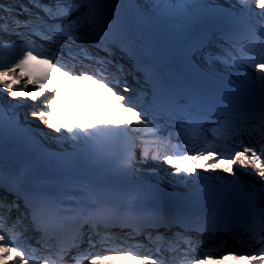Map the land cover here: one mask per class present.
Instances as JSON below:
<instances>
[{
    "label": "snow or ice",
    "instance_id": "snow-or-ice-1",
    "mask_svg": "<svg viewBox=\"0 0 264 264\" xmlns=\"http://www.w3.org/2000/svg\"><path fill=\"white\" fill-rule=\"evenodd\" d=\"M106 2L107 0H50L49 3H42V0H31L32 6L40 9L47 20L37 15L26 20H19L14 17L11 21L14 29L29 27L33 31L38 29L41 38L46 43H56V35L69 41L64 45V50L72 60L82 56L84 60L94 61L95 64L101 66L91 73L81 70L80 75L74 78L83 79L86 75L90 78L99 76L97 83L107 81L105 83L106 87L112 84L111 87H108V91L115 98L114 106L136 117L135 121L122 120L115 122V124L111 121H102L98 125H73L63 134L71 136L74 140L85 142H90L101 134L108 135L117 141H123V154L117 166V171L124 175L136 171L135 165L138 161L135 152L137 148H140V161L151 159L156 162H164L174 167L175 174H181V178L184 174L190 177L198 169L211 171L221 169L223 172L234 176L235 167H241L246 174L252 175L260 181L261 187L256 189L252 186L250 189H245L237 186L235 181L233 182V186L222 194V198L231 199L237 193H241L243 195L242 208L245 216L240 224L225 223L224 227L229 231L243 228L250 234L257 235L259 241L264 243V144L259 150L255 147H245L243 151H237L234 155L219 153L215 150L199 151L191 154L192 149L186 147L182 149L180 145H172L170 153L162 154L158 150L151 151L149 142L145 141L142 136L137 137L135 134H145V130H147L154 137L151 141L153 145L166 143L165 139L159 136L161 129L156 127L155 124L158 117L149 114L153 110L144 108L137 103L140 98L139 93L136 97H133L131 95L125 96L116 91V88L120 87L121 81L119 77L112 81L103 75L107 70L103 66L109 63L105 58L93 56L83 46L73 47L74 45L83 44L84 37L80 35L79 30L85 27L88 32L96 36L97 43L95 46L100 47L103 51L108 50L110 36L120 35L122 39L124 38L123 26L112 19L105 10L104 5ZM148 4L149 8L154 7L156 9L165 6L178 7L184 10L192 8L208 9L211 7L206 0H168L167 5H165L164 0H148ZM237 5L240 8L238 17L233 18L230 12L219 14L239 26L243 37L241 40L235 38L231 33H225L224 40L226 44H229V49L223 53V57L229 66L236 67L237 70L251 67L257 73L255 79L260 92L259 104L254 111L244 113V117L245 122L249 119L257 121L261 140L264 141V0H237ZM253 5L260 10L255 12V16L258 18L255 21L252 19L255 11ZM21 7L23 8V6ZM2 10L4 12L10 11L8 8ZM75 13L79 14L74 15ZM69 17L72 18L67 19V23H48V21H63ZM0 21H4L0 23V31L7 32L9 23L5 17H0ZM257 23L259 24L258 29L255 26ZM10 34L19 33L13 31ZM5 51H8L11 55L5 57L3 55ZM74 71V68H68L67 64L60 63L55 54L49 56L42 51H37L32 43H26L22 48H11L0 43V91H4L13 100L21 97L30 98L31 101L35 102L44 94L45 84L55 85L62 75H71ZM116 71L120 72L122 69L117 68ZM157 84L158 91L163 95L166 92L164 83L157 81ZM29 85L32 86L31 90H28ZM123 90L124 92L131 91L126 83ZM19 103L17 101L13 108L17 107ZM50 107L51 100H45L43 103L44 110L33 111L31 115L57 132H61V127L53 124L50 119ZM138 108L140 111H137ZM208 114L207 112L196 113L195 109H190L181 114V119L189 125L192 134L195 136L198 134L200 126L199 116ZM15 117L16 112L14 110L9 114L0 106V143L3 142L6 126H16ZM159 119H162V117H159ZM232 123L234 122H229L227 130L236 135L241 134V129L232 127ZM137 139L141 141L139 144ZM167 142H170V137ZM185 160H190L192 163L182 169L179 163ZM249 166L252 171H249ZM27 176L26 171L10 174L7 177L9 186L5 188L6 178L3 169L0 168V189L15 194L20 190ZM84 195L87 196L89 201L86 205L82 201L63 200L47 192L27 191L23 194L25 206L29 209L33 230L40 233L37 243L43 242L42 246L49 247L48 242L55 239V247H57L55 257L58 260H64L73 249H79L85 242H87L89 249L95 248L97 243H100L105 245L104 251L130 256L139 245H130L127 248L122 245L107 247L106 245L109 243H114L111 232L108 231L109 229L112 227L130 228L129 238H132L133 234L139 235L141 229L167 227L171 226L174 221L184 219L180 216L159 213L147 207L138 208L139 197L123 206L121 212L101 200L100 195L94 189L85 191ZM19 198L18 195L17 199ZM14 207L17 210L19 209L16 201L6 203L5 199H0V264H49L52 261V256L37 258L34 255L35 249H32L31 246L28 248L21 244L13 246V243L21 234H14L10 237L4 233L3 224L6 219L4 210L10 213ZM18 224H22L19 217L13 222V228ZM69 225L71 226V234L66 236ZM85 228H88L87 232L84 231ZM101 229H104V231H101ZM93 236L99 237V241L94 240ZM147 238L151 244L156 245V251L160 255L141 254L137 251L134 258L139 260L140 264H170L169 259L164 257L163 252L174 253L179 249L181 243L186 245L189 250H195L191 238L183 235L178 234L176 238L166 240L159 233L153 237L151 232H148ZM260 252V256L251 255L244 257V259L247 260L248 264H264V248L260 249ZM88 254L93 256L88 264H97L99 259L102 258L100 252H89ZM231 254L230 251L229 255ZM81 258L82 254L79 252L72 256L74 264H78ZM183 258L193 259L194 264H205L206 260L212 259V255L206 251L204 259H197L188 257L187 252H185ZM52 264H55V261H52ZM177 264H183V259L177 261Z\"/></svg>",
    "mask_w": 264,
    "mask_h": 264
},
{
    "label": "rangeland",
    "instance_id": "rangeland-1",
    "mask_svg": "<svg viewBox=\"0 0 264 264\" xmlns=\"http://www.w3.org/2000/svg\"><path fill=\"white\" fill-rule=\"evenodd\" d=\"M49 2L50 0H42V3H49ZM164 2L165 5H167L168 0H164ZM206 2L211 6L210 8H212L214 13L217 14L215 15V17H212L214 18V20H212L213 23L217 20H220L221 23L218 25H221V27L219 28L218 26H215L214 28L208 31L202 32L198 37V39L193 41L186 55L183 58L187 57V59L185 60L186 64L187 63L191 64V62L197 61V63L200 64L201 68H208L210 71L214 70V76L210 75L209 73H205V74H207L210 79L214 80L211 82V85H213L215 88L220 90V92L223 90H227L230 93H234L235 96L244 97L243 93H246L249 87L246 86V83H249L250 81L254 80L255 76H253L250 73H247L245 69L237 70L236 67L229 66V64L224 60L223 57V53L227 52L229 49V44H226L224 40L225 33H231L235 38L242 40L243 37L241 35V30L239 26L235 25L232 21L226 19L222 15H219L221 12H225V13L230 12L232 16V14L235 12V10L238 7L237 0H230V1L206 0ZM21 6H23V8ZM4 8H8L14 15L13 17H17L19 20H26L32 16H37V15L44 17V19L47 20V17L44 16V13L40 9H37L32 6L31 0H0V17H6L7 15L10 14V11L4 12L2 10ZM107 9H113L118 13L119 16L112 15L111 18L118 22L122 20L123 24L125 25V28H123L124 38L122 39L120 35H117L116 40L118 41V45L116 46L115 51L112 53L111 61L110 58H108L107 53H103V51L100 52L97 56L103 57L109 62L110 66L106 68L107 70L103 73V75L107 77L108 80H112V79L115 80L117 77H119L121 84L120 87L116 88V91L125 96H128L126 92H124L123 90L125 83L131 89H136V88L143 89L146 87L143 84L139 85L134 82V80L140 78L142 74L149 75L148 78L152 79L154 82L160 80L163 73L167 71V68L165 67V64L158 62L159 61L158 54L163 53L164 48L170 49L172 46H178L175 43H177L178 40L185 38L186 33L192 26L196 16L203 17V15L208 13L207 11L209 10V8L208 9L192 8L189 10H184L178 7L172 8L167 6L161 7L159 9H156L154 7L149 8L148 0H113V5L107 7ZM169 12L173 13L172 19L174 23L169 24L167 28L157 27V24L152 20L153 18H155L154 16H156L158 13H162L166 15ZM78 14L79 13H75L74 15H78ZM236 14L240 15V12H237ZM238 15L236 17H238ZM71 18L72 17L66 18L63 21L58 20V21H48V22L50 24L61 23L64 21L65 23H67V19H71ZM252 19L254 21L258 19L255 16V12ZM11 21H12L11 18L7 19V22L9 23V29L14 30L13 26L11 25ZM3 22L4 21H0V23ZM158 23H160V19ZM228 25H232L233 27L224 28ZM255 26L257 27V29L259 28V25H255ZM28 30L33 31L31 27L19 28L18 31L20 33V36L18 37H11L7 35V32L0 31V43L6 44L11 48H22L26 43H32L35 49L41 48L42 45L38 41L40 39L39 30L36 29L38 30V33L35 32L33 34H27L26 31ZM79 32L80 35L84 37V41L82 45H75V46L87 47L88 44L86 40L89 38H87L84 33L85 32L90 33V32L87 31L86 27L81 28ZM66 43H69V41L62 39L61 42H59L58 40L56 43H52L51 45H45V49H50L58 57L59 62L63 64H67L68 67V65L70 63H73L74 61L70 58L69 54L66 51L61 49V47ZM237 46L239 47V45ZM58 49L60 51H57ZM3 55L5 57H9L11 54L8 51H5ZM196 56H199V58L195 59ZM82 63H84V65L81 66H91V68H93V70H91L90 72L94 71L98 67H101L95 64L94 61H91L89 63L88 61L83 59ZM176 63L179 64V58L176 59ZM188 64L185 67L187 68L188 74L191 75L189 73V71H191V68L188 66ZM117 68L122 69V71L117 72L116 71ZM197 71L200 74V70L197 69ZM77 73L79 75L81 71L73 72L71 75L66 74L62 78L60 77L58 80L60 86L55 91L51 89L49 90L48 84H45L44 87L46 89L44 91V94L40 98H38L35 102L31 101L30 98L17 97L16 100L19 101L20 103L15 110L13 108L14 103H12L13 99L7 96L4 91H0V106H2L4 110L9 114L13 110L16 112V117H15L16 126H6L3 136V142L0 143V168L3 169L5 176L6 174L8 175V173L12 174L18 171L24 172L26 165L29 164V163L27 164L28 161L26 160L24 153L27 152L26 151L27 149L37 146L38 149L36 153L41 150L43 152H47L49 155L52 154V156L55 157V159L52 161L48 160V162H44L43 159L39 161H35L32 163V165L34 166H40L43 169L51 172L62 173L63 175L71 177L73 179L76 178L79 182L86 184L88 190L90 189L91 184H93L94 188L101 189L108 187L110 185L108 183L111 181L115 183L118 182V178H117L118 175H116L117 166H118L117 158L114 155V153H112L110 157H108V152H106L104 150V146L101 145V142L104 139L103 134L100 135L101 139L99 141L95 139L96 142L94 140L90 142H85L81 140H74L71 138V136H65L63 133H66L69 128L73 127V125L76 126L87 125L79 118V115L83 117L82 111L80 109V103H86L88 101H92L93 100L92 97H94L95 101L97 102L100 122L111 121L113 122V124H115V122L121 120L135 121L136 117L135 115L122 111L120 108L114 106L115 98L108 91V87H111L112 84H109L108 87H106L105 83L107 81L102 83H97V80L100 78L99 76H95V77L92 76L90 78L87 75L83 79H80V81L78 82L77 81L74 83L71 82L69 80V77L67 76H72V75L76 76L74 74ZM134 73L136 74L134 75ZM231 78H235V79L232 80ZM239 80H241L242 84H238ZM221 81L230 82V84L228 83V85H231L233 87H227V86L225 87L223 85H220ZM92 82H96V84H93ZM186 82H187V78L184 81V83ZM77 86H80L82 88L84 92L83 98L77 100L74 97V94H71V96L68 97L70 101H68V104H66L65 107H63V109L58 114L55 109V102L58 103L59 99L60 101L64 100L61 91L66 92L74 88L79 89ZM31 89L32 86L29 85L28 90ZM89 91L92 92L89 93ZM177 92L183 93L185 95L188 94L202 95V93L209 95L210 93L209 90H207L204 87L201 88L199 85L190 88V90H186V89L182 90L178 88ZM100 93H102L101 95H103L108 100L106 106L107 109L103 111L105 112V114H103L101 109V103L103 100L96 98L98 95H100ZM4 98L5 100H7L6 102H3L2 99ZM45 100H51L50 119L53 124L61 127L62 129L61 132H57L55 129L49 127V125L42 123L41 121L34 122L36 118L32 117L31 113L33 111L44 110L43 103ZM137 103L141 104L140 100H138ZM24 110L25 112L22 115V112ZM71 111H73L75 114H73ZM137 111H140V109L138 108ZM58 115H60L59 118ZM85 120L90 125H96L89 118H85ZM26 123H28V130L30 129V131L25 146L23 149H21V140L24 134ZM248 125L251 126V130L247 129ZM236 127H239L241 129V134L235 135V137L232 138L235 139L234 141L230 140V142H232L233 145L231 149L233 150L234 154L237 151H243L245 147H255L257 150H259L262 144H264V141H262L260 137V131L258 132L259 137L257 135V131L259 130V128L257 126V121L255 119H251V121L248 122L247 124L237 121ZM16 129H18V131ZM73 131H75V129H73ZM60 133H62L61 138L58 137ZM7 135L9 136L8 138ZM135 135L137 137L142 136V138L145 141H148L151 151L158 150L162 154L167 153L168 149L174 143H176V145L178 144L181 146V143H179L177 140L170 139V142H167L171 134L169 132H163L162 130L159 132V136L161 138H164L166 143L159 145H153L151 143L154 137L150 133H148L147 130H145V134L136 133ZM105 136L110 137L108 135ZM7 139L9 142H11L9 143L11 146H7L6 144ZM140 142H141L140 139H137V143L139 144ZM89 146H91L92 147L91 149H93L94 151L93 154L95 155V160H93V162H95L96 168L87 166L86 169L84 168L72 169L75 172V174L69 176L67 174V172H69V169L67 168L65 162H68V160L72 156L74 159H76L78 155H81L83 153L82 149L83 148L87 149ZM135 155L138 162L135 165L136 171L132 173L134 174V177H130V176H126V177L132 179V181H134L137 185L138 183L139 184L141 183L143 185V187L140 188V192H142L143 195L145 194V191H148L153 186L156 192V194L152 195L153 198L150 197L152 199H147V200L144 199L143 195L138 194L140 201L139 204L137 205L138 208L147 207L155 211L156 209H159V207L167 206L165 209L167 210L166 213L170 212L178 215H185L188 216L190 219L202 215L201 213L203 212V209L200 206V202H201L200 197L202 196V193H204L203 185H205L204 184L205 181L202 180L203 178L202 175L205 173V170L198 169L197 172L191 174L190 177L187 174H184L183 178H181V174H175V171H172V173L170 172L171 170L174 169V167L171 166L169 167L168 170L170 173L169 175L173 176L172 182L169 180L168 183L165 185H162L160 183L159 185H156L155 184L156 181L151 180V178H149L148 180H146L145 183V181H142V179H140L139 171H148L151 168V166L145 164L144 161H140V148L136 149ZM56 158L58 159L56 160ZM13 165L17 166L18 170L13 171L10 168ZM249 171H252L251 167H249ZM214 172L217 174L228 175L230 179L231 174L225 173L221 169H217ZM242 175L246 177L250 185L254 186L256 189H259L261 187V182L258 181L256 178H254L252 175L246 174L244 170L242 171ZM5 178H6L5 184L9 186L7 183V177ZM170 179L172 178L170 177ZM31 183H34L35 185H39V181H37L36 179L31 180L28 183L26 182L25 184L27 186L25 185L21 186L20 190L10 198V202L16 201V203L19 205L18 210L17 208L14 207L11 211L14 213L16 211L17 214L21 216L19 217L21 221L23 215V213H21L22 210L21 206H23L21 200L25 201L23 198L24 192L27 191L33 192L32 190L34 189L35 186H33ZM117 185H118L117 190L124 189L122 185H119L118 183ZM110 187L115 188V185ZM46 192L56 195V192L53 190H48ZM124 192H125L124 197L122 199H115L117 203L116 206L114 207L119 209L121 212L123 211V206H126L130 201H132L130 198L127 197L128 190H125ZM18 195L20 196L19 199H17ZM68 195L70 197H65L63 199L82 201L83 204L85 205L88 204L89 202L87 196L84 195L82 192L81 193L71 192ZM136 198L137 197H135V199ZM107 201L108 200H106L105 202ZM234 203H236V201L231 202L230 204H234ZM209 211H211V213H209V215L207 213L204 214V216H202V219H204L205 217V220L212 221L217 216L222 217V215H226V214L228 215L230 214V207L212 206L209 207ZM7 226L8 223L6 225H3V230L6 235L11 237L14 234H21L19 238L13 243V246H17L18 244H21L25 248H27V245L25 244L23 239L30 238L31 234L33 233L31 229L33 227L32 224L31 223L28 224L27 221H24L23 225L18 224L17 226L19 232H11ZM181 227L185 229L184 225H179L177 226V228L171 231L165 230L164 228H161L160 230L162 231V236L167 240V239L176 238L178 234L181 235V233L184 231ZM113 230L121 231L122 229L121 227H114L109 229L108 231L112 232ZM87 231L88 228L85 230V232ZM101 231H104V229H101ZM148 232H151L153 237H155L158 234L155 230H152V228L143 230L140 234H144L145 241H143L141 244H139V242L137 241L136 234H133L132 238H129L130 233L128 232L119 233V234L111 233L114 243H109L108 245H106L107 247L122 245L123 247L127 248L130 245L131 246L139 245L136 251H133L132 255L130 256L119 255L114 252L104 251L103 248L105 247V245H100L97 251L91 253H97V252L101 253L102 258L99 259L97 264H140V261L134 258L137 254V251L140 253H148V251L150 250L156 251V245L151 244L147 238ZM196 234L198 236L200 235V233L197 231ZM249 234L250 233L248 231L243 230L242 232H240V236H241L239 238L240 242H238L234 247H229V246L226 247L227 245H225L224 246L225 248L218 251L216 250V247H218L217 243L211 242L210 240L212 237L219 235L208 234L201 236L200 238L204 239V242H202L196 239L197 236L190 234V238L195 244L194 245L195 251L197 252V254L192 257L204 259L203 256L205 255L206 251H208L209 253L214 254V256L216 257L215 259H218L217 261H219L220 264H248L247 260L244 259V257L251 255L260 256L261 255L260 249L264 248V246L257 247L252 245L253 247L256 248L247 250L245 246L250 245L251 244L250 241L252 239L254 242L259 240L258 236L253 234H250L251 237L249 238L248 236ZM120 235H122L124 238L123 239L119 238ZM93 239L99 241V237L97 236H93ZM48 243L50 246L52 245L50 241ZM180 246H182V243L180 244ZM183 246L185 245L183 244ZM237 247H240L239 251L236 250ZM228 251H233L232 252L233 259L224 257L225 255L228 254V253L227 254L224 253ZM238 257L239 259H237ZM85 258L87 264L89 261L93 259L92 255L90 254H87ZM190 260L193 259L187 258L186 261H190ZM59 261L62 260H55V264H65V263H57ZM208 264H213V263H208Z\"/></svg>",
    "mask_w": 264,
    "mask_h": 264
},
{
    "label": "bare ground",
    "instance_id": "bare-ground-1",
    "mask_svg": "<svg viewBox=\"0 0 264 264\" xmlns=\"http://www.w3.org/2000/svg\"><path fill=\"white\" fill-rule=\"evenodd\" d=\"M253 7L255 8L254 5H253ZM256 11L259 12L260 10L258 8H255L254 12H256ZM256 25H259V24L257 23ZM191 30H193V25H192ZM12 35H17V34H12ZM41 51L45 55H50L52 53L51 51H46V50H41ZM71 68H74L75 71L81 70V68H79L78 66H76V67L71 66ZM88 70H89V68H88ZM247 71L250 74H252L253 76H257L255 69L252 70L251 67H249V68H247ZM63 76L64 75H62L61 77H63ZM69 80L75 81L76 78H74V76H69ZM58 87H59L58 82L55 85H48L49 90L50 89L53 90V89H56ZM44 89H46V88L44 87ZM245 97H246L245 99H250L249 94ZM2 100H3V102L7 101V100H5V98ZM16 102H17V100H12V103H14V105L16 104ZM244 102H242V103H244ZM61 105L62 104L60 102L58 104L55 102V107H57V111H60L62 109ZM229 105H231V104H229ZM231 106L233 108H236V107L241 108L240 106L236 105L235 103H232ZM16 108L17 107H15L14 110ZM24 112H25V110L22 112V115L24 114ZM91 115L96 118L97 112L94 110L91 113ZM31 122H32V120H31ZM34 122H40V121L38 119H35ZM29 131H30V129L28 130V123H26L24 134H23L22 140H21V149H23L25 146L26 140L29 136ZM218 134H219V131L217 130L215 132L214 136H216ZM61 136H62V133H60V135L58 137L61 138ZM122 145H123V143H122ZM111 146H113V141L111 139L106 140L104 147L108 152H110ZM206 147H211V146L201 144L198 147V150H201V149L206 148ZM215 147H217V146H215ZM171 150H168L167 153H170ZM198 150H197V152H199ZM121 151H122V148H121ZM221 151L231 152V150H229L227 148H223ZM144 162H145V164H148L149 166H151V168L148 171H140V175L143 179L148 180L149 178H151V180L156 181V183H155L156 185H159V183L162 185H165L168 183L169 180L172 182L173 176L169 175L170 173L168 170L169 167H171V166L167 165L164 162H156V161H153L151 159L144 161ZM200 162L202 163L203 161H200ZM190 163H192V161L185 160V161L180 162L179 166L183 169L186 166H188ZM235 168H237V169L239 168V169L243 170L239 166H236ZM8 170H10V169H8ZM24 171H26L28 173V176H27L26 180L24 181L25 183L26 182L28 183L29 181L34 180V179L39 181V185H35L34 183H31L33 186H35L34 189L32 190L33 192H42V191L46 192L48 190H53L56 192L57 197H59L60 199H63L65 197H70L68 194L71 192H74V193H76V192L81 193L82 192L84 194V192L88 190V187L86 186V184L79 182L76 178L73 179L71 177L63 175L62 173L51 172V171L43 169L40 166L29 165V166H27L26 169H24ZM172 171H175V169L171 170L170 172L172 173ZM157 175H158V177H157ZM202 176H203L202 180L206 181V185H203L204 186V193H202V196L200 197V201H201L200 206L203 208V212L212 206H217V207L218 206H225V207H232L233 208L236 205V204L233 205L230 203H231V201L234 202L235 200L238 199L237 195H235L231 199L222 198V194L230 187L229 184L226 182L228 175H224V174L220 175V174L215 173L214 171L205 170V173ZM170 177L172 179H170ZM248 184L250 187H252V185H250V183H248ZM153 187L150 188L148 191H145L144 195L142 192H140V188L137 189L136 192L139 195H143L144 199H146V200L152 199L153 198L152 195L156 194L155 188H153ZM92 188L93 187L90 186V189H92ZM150 197H152V198H150ZM208 213H211V211H209V209H208ZM236 214H239L237 217H238V220H241L242 219L241 218L242 212H239ZM238 220L234 219V220H229V221H224V222L223 221H214V222H210V223H208V222L202 223V221L200 222V221H193L190 219H185L186 223H193L194 226H196V227H205L206 226V227H213V228L224 227L225 223H230V222H234V221H238ZM66 235H67V233H66ZM81 247L82 248L78 249L76 251V253L79 252L82 254V256H85L86 254L91 252V250H93V248L89 249V251L85 250V248L88 247L87 242L84 243V246L81 245ZM35 248H33V249H35L34 255L37 258H39L43 255H46L47 257L52 256V258H56L55 257V250H48L46 247H44L42 245H38V244L36 245ZM177 253H179V252H177ZM180 253H182V251H180ZM225 254H227V253H225ZM153 255L156 256L158 254L156 252H154ZM230 256H232V254L229 255V253H228L224 257H230ZM166 258L169 259L170 264L175 260L174 258H172V259H170L169 257H166Z\"/></svg>",
    "mask_w": 264,
    "mask_h": 264
}]
</instances>
